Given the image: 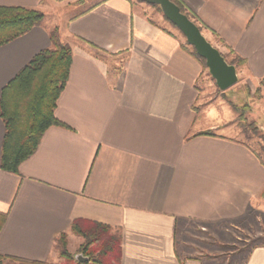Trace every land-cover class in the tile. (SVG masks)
<instances>
[{"label": "crops", "instance_id": "crops-1", "mask_svg": "<svg viewBox=\"0 0 264 264\" xmlns=\"http://www.w3.org/2000/svg\"><path fill=\"white\" fill-rule=\"evenodd\" d=\"M78 1L0 0L44 15L0 47V96L51 47L49 31L72 52L54 111L63 126L44 132L17 174L0 169V255L52 263L56 239H80L70 227L85 220L119 234L120 264H264V244L232 256L210 248L241 223L259 238L264 165L227 122L198 112L201 63L132 0ZM180 1L246 76L264 78V0ZM3 135L0 118V153Z\"/></svg>", "mask_w": 264, "mask_h": 264}, {"label": "trees", "instance_id": "trees-1", "mask_svg": "<svg viewBox=\"0 0 264 264\" xmlns=\"http://www.w3.org/2000/svg\"><path fill=\"white\" fill-rule=\"evenodd\" d=\"M180 11L194 23L198 20L180 0H171ZM44 15L35 10L19 7H0V47L40 27ZM51 47L39 52L3 89L0 96V118L4 125V135L0 153V169L17 174L19 166L31 157L44 132L52 126H63L54 116L57 100L68 81L72 52L60 41L58 30L48 32ZM189 53L201 65L204 61L194 50ZM225 61L240 68L244 61L233 58ZM203 66V65H202ZM237 111L236 106H232ZM256 131V127L252 126ZM210 135V133H204ZM257 152V151H256ZM258 153V152H257ZM258 156L260 157L259 153ZM264 165V160L260 158ZM6 215L0 214V231ZM70 232L82 239L76 254L67 250V236L61 234L56 239L58 255L64 264H120V237L106 225L85 220L72 222ZM81 254L86 262H78L75 256ZM0 264H49L0 255Z\"/></svg>", "mask_w": 264, "mask_h": 264}, {"label": "rangeland", "instance_id": "rangeland-1", "mask_svg": "<svg viewBox=\"0 0 264 264\" xmlns=\"http://www.w3.org/2000/svg\"><path fill=\"white\" fill-rule=\"evenodd\" d=\"M80 1L83 0H79L78 3ZM132 2L138 5L148 18L174 32L182 44H184L188 50H192V48L186 44L180 32L163 17L159 7L147 5L139 0H132ZM195 24L200 28L203 36L212 46L218 49V51H222L228 62L234 58L233 55L221 49L215 37H213L204 26H201L197 22H195ZM202 65V75L199 80L201 93L200 104L202 107L198 109V112L202 117H205L204 114L207 113L206 110L209 108L210 113L207 117L210 120L220 123L227 122L230 128H227L225 133L227 135L231 133V135L250 145L259 153L260 158L264 160V78L258 80L251 79L241 71V67L236 68L238 77L237 83L227 91L221 92L217 89L215 82L209 76L205 65ZM233 105L237 107V111L233 110ZM252 126L256 127V131L252 129ZM246 227V224L241 223V228H239L240 232L237 233L236 238H211L209 240L210 248H212L211 250L226 252L227 254L232 252L230 255L232 256L233 253L237 254L238 251H245L250 245L264 244V223L258 224L257 235L259 238H249V231ZM112 232L114 233V231ZM82 242L81 238L74 242H69L67 240L68 252L72 255L76 254ZM55 253L56 258L52 263L49 262V264H64V260L58 255L57 248ZM227 256L230 257L229 255Z\"/></svg>", "mask_w": 264, "mask_h": 264}, {"label": "water", "instance_id": "water-1", "mask_svg": "<svg viewBox=\"0 0 264 264\" xmlns=\"http://www.w3.org/2000/svg\"><path fill=\"white\" fill-rule=\"evenodd\" d=\"M139 1L160 8L163 17L180 32L186 44L204 61L208 74L219 91L225 92L237 83L235 66L225 61L218 49L203 36L200 28L183 14L176 4L171 0ZM75 259L78 262L87 261L81 254L76 255Z\"/></svg>", "mask_w": 264, "mask_h": 264}]
</instances>
